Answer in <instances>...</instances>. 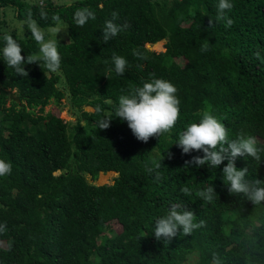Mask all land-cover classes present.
I'll use <instances>...</instances> for the list:
<instances>
[{
	"label": "trees",
	"instance_id": "16d2710c",
	"mask_svg": "<svg viewBox=\"0 0 264 264\" xmlns=\"http://www.w3.org/2000/svg\"><path fill=\"white\" fill-rule=\"evenodd\" d=\"M42 2L0 0V8L12 7L23 21L31 14L39 27L65 23L61 90L77 114L67 130L64 119L43 111L51 97L59 102L63 94L57 75L42 62L25 64L23 77L0 54V159L12 164L11 174L0 177V264H181L189 254L196 264H214V258L220 264H264V203L229 193L222 171L227 161L217 168L186 164L203 153L183 154L176 144L187 125L210 110L230 140L254 136L264 148V0H230V28L215 22L219 0ZM82 9L95 19L80 27L74 14ZM113 13L115 23L129 27L104 43ZM5 26L0 20V53L4 35L11 34L25 58L37 56L26 25L23 37ZM161 40L164 50L149 49ZM114 55L128 61L122 76ZM154 78L178 89L180 119L170 133L143 143L116 118L115 107L121 95ZM10 91L18 100L9 98ZM105 117L112 119L110 127L101 130ZM154 163H161L159 180L145 168ZM235 163L248 167L247 179L264 181V162L241 157ZM99 172L116 175L111 184H93ZM209 186L216 193L211 202L197 194ZM175 202L204 224L189 236L157 240L154 222ZM113 221L118 231L110 227Z\"/></svg>",
	"mask_w": 264,
	"mask_h": 264
},
{
	"label": "clouds",
	"instance_id": "9594fccd",
	"mask_svg": "<svg viewBox=\"0 0 264 264\" xmlns=\"http://www.w3.org/2000/svg\"><path fill=\"white\" fill-rule=\"evenodd\" d=\"M233 8L230 0H219L217 5V15L215 22L224 21L225 28H230L234 21L227 17L226 12ZM44 14L42 13V16ZM78 26H84L89 19H95V14L89 9L78 10L74 14ZM118 18L117 13H113V18L105 22L103 30L104 43L109 42L119 33L129 27L127 23L121 25L114 21ZM59 20V17H55ZM214 21L209 19V24ZM28 28L32 38L39 45V54L37 56H27L20 44L11 34H5L4 47L2 49V58L8 67L13 68L19 76H28L25 70V64L38 63L50 73H56L61 68L62 57L59 52V41L57 34L61 32L59 28L52 29L55 38L46 39L45 32L32 19L31 14L28 16ZM208 43L202 45L201 51H207ZM135 56L140 59L146 57L134 52ZM115 72L118 75H124L128 61L119 55L112 57ZM178 89L168 80L154 78L144 82L142 86H134L128 91V94L121 95L118 105L115 107V116L121 121H126L128 128L133 136L140 142L147 143L151 138H160L166 133H170L175 128L180 119V100L177 96ZM97 111H100L98 108ZM111 118L105 117L99 121V129L106 130L110 127ZM182 150L183 154L192 152H202V156H193L186 164L203 166L207 164L210 168H217L224 161L227 164L223 167V180L228 185V191L231 194L242 195L254 205L264 203V181L260 179H247L248 167L238 169L236 160L238 158L250 157L254 161L264 162L261 160V153L264 148L258 146V140L254 136H245L240 134L235 139H229V131L210 110L203 113L198 123L187 125L179 135L176 143ZM161 167V163H154L153 166L145 165L146 171L152 174ZM12 164L0 159V177L10 175ZM102 173V172H100ZM155 178L160 179L159 171H155ZM181 191L185 195H190V189L184 187ZM198 196L206 201L211 202L216 193L213 186H209L199 191ZM196 215L193 211L187 210L185 205L180 202L172 203L165 216L159 217L154 222V235L157 240L163 239L166 243L170 242L178 233L189 236L192 232L203 226L204 222H195ZM182 229V232L180 231ZM4 226L0 225V231ZM214 264H220L218 259L214 258Z\"/></svg>",
	"mask_w": 264,
	"mask_h": 264
},
{
	"label": "rangeland",
	"instance_id": "374dc122",
	"mask_svg": "<svg viewBox=\"0 0 264 264\" xmlns=\"http://www.w3.org/2000/svg\"><path fill=\"white\" fill-rule=\"evenodd\" d=\"M25 1L43 3L42 1H44V0H25ZM71 1H73V0H45V2H52L55 4H67ZM0 20L6 24L5 28H6V30H8L6 32H9V31L14 32L19 37H23L22 36L23 34H21V33L24 30V25H26V28L29 29L27 21L18 20L17 18H15L13 8L10 6H7V5L0 8ZM40 28L45 32L46 39L55 38V34L51 30L59 28L61 30V32H59L57 34V39H58L59 43H63V42L67 41L66 26H65V23L62 22L61 20L56 21L55 24L52 26L40 27ZM163 43H164V41L161 40L159 47H154L152 45L150 47L154 51H162V50H164ZM38 50H39V45L36 44L35 51H34L35 55L39 54ZM175 61L178 62L179 64H182L184 59L177 58V59H175ZM53 74L57 75L56 85L59 88V90L62 92L63 97L61 100H59V102H56L51 97L50 101L44 106L43 111L44 112L48 111V112H50L54 115H57V116L61 117L62 119H64V121L67 122V130H68L71 127V124H73V121L75 119V115L77 114V112L70 105L68 95L66 94L65 90H64V92L62 91L64 89V83H63L61 72L58 71V72L53 73ZM10 92H12V91H10ZM83 109L86 111H91V107H88V106H84ZM115 175H116L115 172H111V173L107 172L105 174L99 172L97 178L94 181H92V183L97 184V185L111 184L112 178ZM103 177H104V179H103ZM86 178L88 179V177H86ZM110 227L115 231H118L120 228L119 224L115 221L110 223ZM181 264H196V255L195 254H189L186 257V259L184 260V262H182Z\"/></svg>",
	"mask_w": 264,
	"mask_h": 264
},
{
	"label": "water",
	"instance_id": "95a60500",
	"mask_svg": "<svg viewBox=\"0 0 264 264\" xmlns=\"http://www.w3.org/2000/svg\"><path fill=\"white\" fill-rule=\"evenodd\" d=\"M148 47H149V49H151L150 46H148ZM9 98H12L14 100H18V98L16 96H12V92H9Z\"/></svg>",
	"mask_w": 264,
	"mask_h": 264
}]
</instances>
